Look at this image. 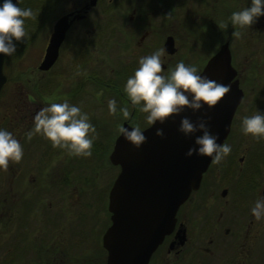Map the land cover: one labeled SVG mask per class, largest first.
Instances as JSON below:
<instances>
[{"label": "flooded vegetation", "instance_id": "flooded-vegetation-1", "mask_svg": "<svg viewBox=\"0 0 264 264\" xmlns=\"http://www.w3.org/2000/svg\"><path fill=\"white\" fill-rule=\"evenodd\" d=\"M89 1L71 0V8L66 12L72 13L68 17L71 23L64 33L63 40L58 48L57 58L52 65L54 66L56 63L63 46L67 45L69 47L73 43H78L80 40L83 41L79 50V61L74 63L73 66H70L68 70L70 75L68 76L67 82L69 83L68 88L70 92L65 100L72 105H76L75 97L91 96L95 92L100 97L109 96L117 102V114L122 108L129 109L131 114L130 118L120 122V126L126 122L130 126L135 127L139 125L143 129L149 125L146 120L147 114L140 112L138 108L131 104L123 89L127 79L133 76L135 70L139 67L136 64L138 61H136L133 55L131 56L127 52L134 46L137 50L135 54L140 59L141 57L153 54L158 46L157 41L153 38L154 34L143 27V24H149L148 21H145L147 12L140 5L139 7L132 5L126 21L129 24L135 21L137 25L135 24L133 29H130L129 34L123 31L119 53L121 57L119 56L120 59L118 58L117 66L112 67L109 70L110 75L107 76L103 75L101 69L99 71L97 70L98 65L93 60L95 59L96 53L92 51L91 45L95 44L100 47H106L105 45L108 44L106 42L114 38L113 35H110L114 27L109 28L110 32L109 34L108 32L106 33L103 37L104 39L95 34L96 36L94 35L93 39L96 41H94L87 36L90 34L91 28H82L77 25L79 23L83 24L88 19L89 13L93 12V9L97 8V6L100 7L99 11L101 14H106L111 6L122 9L118 13L119 17L122 18L125 13L124 8L126 9L127 7L126 3H133V0H115L113 3L111 0H95L93 6L86 8ZM110 2L112 4H109ZM183 2L184 0H177L175 7L177 9L180 8ZM165 12V17L167 18L168 16L166 22L170 23L169 18L173 17L174 8L169 6V8L165 9ZM178 24L181 30V24ZM139 27L141 28L139 29ZM256 29L260 30V34H262L256 44L260 45L261 43L263 47L264 16L259 17L257 22L250 29H247L246 33L243 32L247 39L246 49L249 50L247 52L249 55H252L251 48L255 46L252 43L255 40L252 33L253 31H257ZM228 30L230 32L228 39L218 44L216 51L221 44L225 43L227 45L230 66L234 70L232 79L236 80L242 96L232 114L229 131L222 144L229 143L232 149L231 153L237 152L241 147L242 149L244 148L245 151L240 150V156L236 160L237 163H241L246 156H249L247 154V147L251 146V141L247 139H232L230 138V134L238 127L236 122H239V124L242 123L244 115L242 111L244 109L246 110L244 103H246L247 98L244 86L251 79L258 76L248 71V67L244 63V59L248 56L243 55L244 57L242 58L238 54L239 48L235 43L236 38L232 37L235 28L229 25ZM184 31L185 28H183L182 32ZM118 33L119 28L117 29ZM172 33L170 31L165 35L163 41L166 37H170L173 47L176 50L175 41H177V35L173 36ZM113 34L115 35V33ZM133 36H136L135 41H133L134 45L127 49L129 46V38H133ZM105 38L107 40L104 42ZM99 39L100 41H98ZM182 39H187L186 35H183ZM163 41L160 43L158 49L163 48ZM101 50L103 51L102 48L99 51ZM174 53H165L162 57L163 74L166 76L171 72V65L168 62V58ZM204 63L198 68L199 71L202 69ZM250 65L248 64V66ZM260 66L263 88L259 94L261 99H264V53ZM59 77L60 70L57 69L55 75L57 81ZM57 97L59 96L57 95ZM262 104H264V101ZM251 154L249 156L250 163L247 169L243 171L229 170L223 172L217 169L209 171L208 168L211 163L208 165L207 170L201 174L197 188L191 190L186 199L177 207L171 229L155 247L149 256L147 264H264V220L257 221L251 212L256 200L263 196L264 171H260L258 166L264 163V158L262 157V152L257 153L259 158H256V154ZM57 155H59V148H53L52 145L46 146V150L43 148L39 156V158L42 157L39 161V170L33 174L30 172L26 176L25 174H19L15 183L19 187L20 193L24 191L23 189L27 184L31 185L32 183H36L34 190L30 186V192L32 194L28 191L23 194L21 198L22 202L14 203L13 197L7 192L6 211L9 214V223H11L10 219L13 216L14 204L17 206L15 210H20L18 213L19 219H17L15 225L17 227V235L19 239L27 240V244L23 245L20 255L26 257V261L29 264H79L80 262H74V254L72 253L76 252L77 254L75 256H83L82 250L84 247L86 246L87 250H89V247L92 248L93 244L96 247L95 250L99 251L103 257L100 264H105L106 250L102 247L101 237L109 225V213L106 208L107 193L105 202L103 203L102 199L101 203H99L101 208L99 212L101 216L99 226L92 224L93 214H86V211L91 209L92 206L90 207L88 203H85L82 205V208L78 209L76 204L72 203L68 208L72 207L76 213L73 214V218L75 219L71 221L72 224L69 229L68 224L65 223L66 221L61 219L65 217L64 214L66 215V213L64 211L67 210L66 204L63 202L61 196H64L63 190L65 189L69 197H75V187L73 181H71L72 176H70L73 173L70 171L60 172L57 169L59 166V161L56 159L58 157ZM221 165L220 163V168ZM59 174H68L67 179H63V182H65L61 183L63 184L61 187L59 185ZM25 197L30 202L26 203L27 199L23 200ZM26 209L32 211V218L24 222L20 217ZM95 223H97L96 220ZM73 224H75L74 227ZM84 264H87L86 260H84Z\"/></svg>", "mask_w": 264, "mask_h": 264}, {"label": "rangeland", "instance_id": "rangeland-1", "mask_svg": "<svg viewBox=\"0 0 264 264\" xmlns=\"http://www.w3.org/2000/svg\"><path fill=\"white\" fill-rule=\"evenodd\" d=\"M37 1L38 0H19V7L22 9L31 8L33 11ZM111 2L113 3L115 0H111ZM111 2L109 4H112ZM176 3L177 0H133V3H126L127 7L126 9L124 8L125 13L122 18L118 15L122 9L116 7L113 8L111 6L106 14H101L99 6L93 9V12L89 13L88 19L84 21L83 24L79 23L77 25L82 28H91L90 34L87 35L89 39H93L95 34L104 39L103 37L106 33L108 32L109 34L110 32L109 28L114 27L112 29L113 31L111 30L110 33L114 38L106 42L108 43L105 45L106 47H100L95 44L91 45L92 51L96 53L95 59L93 60L95 61L94 63L98 65L97 70L99 71L101 69L103 75L108 76L110 75L109 70L117 66L118 58L120 59L121 57L119 55L121 35L123 31L129 34L128 32H130V29H133V26L136 24L135 21L131 24L126 21L132 5L138 7L140 5L142 9L147 12L145 21H148L149 24H143V27L154 34L153 38H155L158 45L156 51L160 47V43H162L164 36L170 31L173 32V36L177 35L175 53L173 52L174 54L168 58L171 71L174 70L175 66L181 61L186 65L199 68L204 61L216 51L218 44L228 39L230 33L228 30L229 26L227 29H223L219 28V25L223 23L231 25L229 17L233 12L241 11L243 8L251 6V0H184L183 5L178 9L175 7V5H177ZM169 6L174 8V13L173 17L169 18L170 23H167L166 20L168 16L167 18L165 17V9L169 8ZM70 8L71 0H57L46 17L42 14H35V18L26 19L25 30L27 37L25 41H14L17 47L16 53L10 57L3 56L2 72L5 76V82L0 89V130H7L13 134L22 145L24 156L22 161L18 164L10 162L7 171L0 169V264H29L28 261H26L27 258L20 255L23 245L27 244V240L19 239L18 233L16 232L17 227H15L16 221L19 219L18 213L20 210H15L17 206L13 204V216L10 219L11 223H9V214L6 211L8 199L7 192L13 197L14 203H19L26 191L32 194L30 188L32 187L34 190L36 183H32L31 185L27 184L23 189L25 192L21 191L20 193V189L15 183V180L19 177V174H25L26 176L30 172H32L31 174L37 172L40 168L39 161L42 158H39L41 150H43V148L46 150V146L52 145L49 140L39 134L34 135L31 140H28L26 133L33 128V118L40 108L49 106L54 102H64L70 92L68 88L69 83L67 82L68 76L70 75L68 70L70 66H73L74 63L79 61V50L80 46L83 44L82 40L78 41V43H73L69 47L67 45L63 46L56 63L47 71L44 72L37 69V65L43 56L49 33L51 32L52 23L57 17L68 12ZM94 11L98 13H94ZM178 23L181 24V30ZM118 28L119 35L117 34ZM140 28L141 27H139V29ZM183 28H185L184 32H182ZM235 30L241 31L242 33H246L247 31V29L242 30L238 27ZM256 30L257 31H253L252 33L253 38H255V40L252 41L255 45L251 48L252 55L247 54L249 50L246 49L247 39L244 36L245 33H243L239 39L235 40L239 48V56L242 58L244 57L243 55L248 56L244 59L248 71L258 76L251 79L249 83L244 86L247 100L246 103H244L246 110L244 109L242 111V113H244L243 117H250L256 115L258 112L264 114V104H262L264 99H261L259 94L263 88L260 64L263 61L264 46L262 47L261 43L260 45L256 44L259 37L262 36V34H260L261 31L258 29ZM113 33H115V35ZM80 35L82 34L80 33ZM183 35H186L187 39H182ZM135 39L136 36L129 38V46L127 49L134 45L133 41H135ZM93 40L96 41L95 39ZM106 40L105 38L104 42ZM98 41H100V39ZM101 48L103 51H99ZM136 51V48L133 46L127 53L131 56L133 55L136 61H138L135 63L139 65V58L137 54H135ZM248 64L251 65L248 66ZM57 69L60 70L58 81L55 78ZM57 95L59 97L56 98ZM80 97L81 98L75 97V103L80 107L82 112L88 114L90 123L96 128L98 137L94 141L91 157L83 158L70 156L66 151L59 149V155H57L58 157L56 158L59 161L57 169L60 172L70 171L73 173L70 174V176H72L71 181H73L75 187V197H69L65 189L63 190L65 197L61 196L67 209L64 211L66 213V215L64 214L65 217L61 219L66 221L65 223L68 224L69 229L71 228V221L75 219L73 218V214L76 213L72 207L68 208L72 203H75L78 209L82 208V205L85 203H88L90 207L92 206L91 209L86 211V214H93L92 224H96V226L100 225L101 216L99 212L101 208L99 203H101L102 199L103 203L105 202L106 193L118 172V168L108 162L107 156L111 150L114 138L118 134L117 129L120 126V122L125 120L121 111L114 116L109 115L107 103L108 100L111 99L109 96L100 97V95L95 92L91 96L87 95ZM236 124L238 127L230 134V138L247 139L251 141V146L247 147V154L249 156L251 153V155L256 154V158H259L257 153L262 152V157L264 158V141H256L250 135H245L241 131L242 123L239 124V122H236ZM240 150L245 151V149L241 147L237 152L230 153L221 162V168L220 164L211 163L208 170L214 171L217 169L226 172L229 170L243 171L247 169L250 163L249 156H246L241 163H237L236 161L240 156ZM258 169L264 171V163L260 164ZM67 176L68 174H59L60 187L63 185L61 183L65 182H63V179L66 180ZM26 199V197L23 198V200ZM28 202H30L29 199H27L26 203ZM31 212L32 211L29 209L24 210L20 219L24 222L29 221V219L32 218ZM95 220L97 223H95ZM74 225L75 224H73V227ZM95 248L93 244L92 248L89 247V250H87L85 246L82 250L83 256L80 257L75 256L77 253L73 252L74 262L84 264V260H86L87 264H100L103 257ZM9 260H11L10 263Z\"/></svg>", "mask_w": 264, "mask_h": 264}, {"label": "water", "instance_id": "water-1", "mask_svg": "<svg viewBox=\"0 0 264 264\" xmlns=\"http://www.w3.org/2000/svg\"><path fill=\"white\" fill-rule=\"evenodd\" d=\"M12 2L17 4V0ZM3 3L4 0H0V6ZM94 3L95 0H90L86 8ZM71 14L61 15L52 23L37 65L39 71L48 70L56 60L64 33L71 23L68 19ZM163 49L168 54L175 51L170 37L165 38ZM3 56L0 54V89L5 82ZM199 74L217 83L231 85L230 92L215 108L208 109L205 105L196 112L186 108L164 124L148 125L141 129L147 142L139 149L122 135L117 134L114 138L107 159L111 165L118 166V172L107 193L110 223L101 237L102 247L106 250L105 264H147L155 247L171 229L177 207L191 190L197 188L201 174L207 170L211 157L196 153L190 157L186 155L190 148L197 147L195 138L202 133L185 136L179 131L181 119L187 117L193 123L208 120L211 134L218 136V144H222L229 131L232 114L242 93L236 80L232 79L234 70L230 66L226 44L206 60ZM122 126L132 128L126 122ZM157 129L163 130V138L156 136Z\"/></svg>", "mask_w": 264, "mask_h": 264}, {"label": "clouds", "instance_id": "clouds-1", "mask_svg": "<svg viewBox=\"0 0 264 264\" xmlns=\"http://www.w3.org/2000/svg\"><path fill=\"white\" fill-rule=\"evenodd\" d=\"M12 0H4L0 6V54L13 56L16 51V42H24L27 33L25 20L35 18L31 8L22 9ZM264 16V0H251V6L241 11L233 12L229 17L231 25L236 29H250L257 19ZM228 23L219 25V28L227 29ZM241 31H234L232 37L239 39ZM165 49L161 48L153 54L141 57L139 67L134 75L127 79L124 92L131 104L142 113H146L149 125L156 122L164 124L170 118L180 115L184 109L196 112L205 105L208 109L215 108L226 94L230 92L231 85L217 83L207 76L199 74L195 66L179 62L169 75H164L163 60ZM191 97V99L189 98ZM109 115L117 114V102L108 100ZM125 119L130 118L127 108H122ZM210 119V118H209ZM33 128L26 133L31 140L34 135H42L49 140L53 148H59L70 156L88 158L92 156V148L98 137L96 128L90 123L87 113L68 101L51 103L42 107L33 118ZM179 131L185 136H196L195 145L186 153L192 156L211 157V163L220 164L232 151L227 143L218 144V136L211 134L208 120L200 119L193 123L189 118L181 119ZM241 131L250 135L254 140H264V114L257 113L250 117L242 118ZM117 133L126 141L139 149L147 142L139 125L131 130L119 126ZM156 136L163 138L162 129H157ZM24 156V150L20 142L7 130H0V169L7 171L9 164L20 163ZM252 215L257 221L264 220V196L256 200L251 209Z\"/></svg>", "mask_w": 264, "mask_h": 264}, {"label": "trees", "instance_id": "trees-1", "mask_svg": "<svg viewBox=\"0 0 264 264\" xmlns=\"http://www.w3.org/2000/svg\"><path fill=\"white\" fill-rule=\"evenodd\" d=\"M56 1L57 0H38L35 4L36 7L34 8L33 13L37 15L42 14L46 17ZM19 4L20 2L18 3V6Z\"/></svg>", "mask_w": 264, "mask_h": 264}]
</instances>
